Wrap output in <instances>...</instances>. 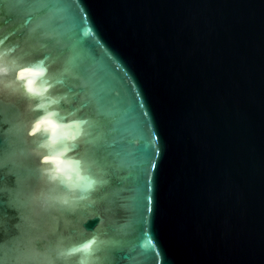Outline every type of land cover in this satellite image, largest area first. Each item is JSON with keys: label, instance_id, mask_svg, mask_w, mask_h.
<instances>
[{"label": "water", "instance_id": "obj_1", "mask_svg": "<svg viewBox=\"0 0 264 264\" xmlns=\"http://www.w3.org/2000/svg\"><path fill=\"white\" fill-rule=\"evenodd\" d=\"M13 47L71 68L55 91L74 94L77 152L110 181L75 239L96 229L102 264H264V0H0ZM27 104L0 84V246Z\"/></svg>", "mask_w": 264, "mask_h": 264}, {"label": "clouds", "instance_id": "obj_2", "mask_svg": "<svg viewBox=\"0 0 264 264\" xmlns=\"http://www.w3.org/2000/svg\"><path fill=\"white\" fill-rule=\"evenodd\" d=\"M14 53L15 47L0 53V84H19L27 110L38 115L29 122L27 140L34 143L15 181L16 223L6 229L0 264H102L106 241L96 229L75 239L79 214L96 206L95 194L110 181L77 152L89 121L71 107L74 94L55 91L71 68L52 71L46 58L26 63Z\"/></svg>", "mask_w": 264, "mask_h": 264}, {"label": "snow or ice", "instance_id": "obj_3", "mask_svg": "<svg viewBox=\"0 0 264 264\" xmlns=\"http://www.w3.org/2000/svg\"><path fill=\"white\" fill-rule=\"evenodd\" d=\"M44 30H45L44 28H40V29H38V31H40V32H43ZM44 58L47 59V57H44Z\"/></svg>", "mask_w": 264, "mask_h": 264}]
</instances>
